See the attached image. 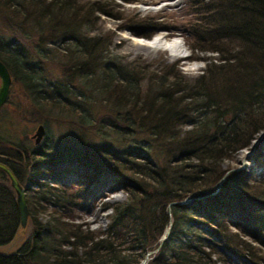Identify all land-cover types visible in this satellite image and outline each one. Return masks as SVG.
<instances>
[{
    "label": "trees",
    "instance_id": "trees-1",
    "mask_svg": "<svg viewBox=\"0 0 264 264\" xmlns=\"http://www.w3.org/2000/svg\"><path fill=\"white\" fill-rule=\"evenodd\" d=\"M198 2L206 15L192 29L196 45L225 54L189 79L173 66L155 74L109 59L101 35L75 32L69 18L59 25L49 11L71 8L70 0H0V59L13 77L0 110L18 84L45 126L34 148L0 137V161L26 186L31 223L16 251L0 253V264H141L166 225L144 264L228 263L229 253L264 262L255 246L264 245V169L253 177L222 166L264 131V0ZM50 53L62 61L64 78L43 72ZM49 117L66 120L71 135L62 138L64 126L57 138L49 134ZM263 148L254 162L264 168ZM120 185L126 199L103 202L111 209L105 227L74 221L75 207ZM49 205L55 209L41 220ZM19 227L15 192L0 169V245Z\"/></svg>",
    "mask_w": 264,
    "mask_h": 264
},
{
    "label": "rangeland",
    "instance_id": "rangeland-1",
    "mask_svg": "<svg viewBox=\"0 0 264 264\" xmlns=\"http://www.w3.org/2000/svg\"><path fill=\"white\" fill-rule=\"evenodd\" d=\"M198 1L199 0H70L72 5L71 8L67 7L66 10L64 9L65 11H60L57 7L51 6V10L49 9V11L54 16H58L56 18L59 20V25L66 26L69 24V21L78 28L79 31L75 32H87L89 34L97 33L101 35V37L108 42V50L110 52L108 56L109 59L121 61L125 64L129 63L135 70H137V67L142 68V66L145 65L148 66L146 67V71L148 70L155 74L161 72L163 68L166 73L168 67L173 66L174 70H177L179 73L181 72L184 77L191 79L192 77L195 78L197 75L205 73V68L210 62H218L221 54H225L224 51L218 52L206 46H204L206 48H200L196 45L197 42L194 41L192 36H195V34L192 33V31L194 32L192 29L198 27L199 24H204L206 15V13L202 11V7H199ZM24 6L25 4L23 7ZM101 8L103 11H101ZM104 8H107L108 12H106ZM0 10L4 12L3 8ZM1 11L0 26L2 27L0 30L4 31L3 14ZM42 17H40V21L48 26L46 18ZM66 18H69L68 21ZM5 20L7 19L5 18ZM157 21L161 23L165 22V24L162 23V28H154V26L151 25L153 22ZM140 24L145 25V27L140 28L138 26ZM137 31L140 33H147V35H138L135 33ZM87 33L84 35H87ZM159 34L165 37L161 43L148 44ZM27 41L28 37H25V39L21 41V44H25L29 47V42ZM174 41H177V45L180 46V52L174 51L173 48H167V45L174 43ZM231 43L235 44L233 41H230V44ZM48 58L49 59L43 61V72L46 75L64 78L61 73V69L63 68L62 61L58 58H54V53L53 57L50 53ZM232 69L235 70L233 67ZM16 86L17 88L15 90L17 92L13 93L11 100L0 110V137H2L6 143H15L17 145H26L29 148H34L43 139V134L38 141H35L34 136L38 124L43 123V121L38 119V115H36L32 109V100L25 94L24 89L18 84H16ZM97 110H99V108H97ZM66 123V120L49 117L46 124L47 129H49V134L57 138L58 130L64 126L65 129L62 131L63 133L61 132L63 134L62 138L66 135H71V129L66 126ZM66 129L68 130L66 131ZM261 135H263L262 132L249 141L246 146L236 148L235 151H232L230 156L222 160V166L241 168L246 172H250L253 177L259 176L264 169L263 164L261 161L254 162L253 159H255L254 155L256 150H261V146L264 144L263 140L259 138ZM61 143L62 141H60L59 144L61 145ZM32 155L35 157V153H32ZM34 157L30 159L31 165L33 161L37 159V157H35V159ZM65 166L67 167L68 164H65ZM231 168H227L226 171ZM50 172L51 170L44 171L43 174L44 176H49ZM43 174L41 176H43ZM68 176V182H72L73 187L78 184L75 174L71 173ZM102 192H104L102 196H96L100 193L98 192L90 201L87 199L84 205L74 208V221L82 222V228H92L96 231L97 229L105 227L110 221V216L107 214H110L111 209L108 208L107 210H103V202L113 204L116 201L125 200L127 196V193L121 188V185L119 187L116 186L114 190L107 189ZM54 209L53 205H49L46 209L48 210L47 212H39V218L44 220L48 217L47 213ZM29 222L25 227L18 228L15 234L16 241L12 245H8L9 243L3 244L4 247L10 246L9 250L16 248L29 234L31 228V223ZM231 228L235 229L233 225H231ZM255 246H258L262 253L264 252L263 244L256 242ZM157 247L158 245L154 246L152 251H155ZM151 256L152 255L149 254L147 258ZM232 256L233 261H229L228 263L219 262L218 264H233V262L237 264H264L261 260L254 262L251 261L250 258L238 261L233 254ZM147 260L149 259H146V261Z\"/></svg>",
    "mask_w": 264,
    "mask_h": 264
},
{
    "label": "water",
    "instance_id": "water-1",
    "mask_svg": "<svg viewBox=\"0 0 264 264\" xmlns=\"http://www.w3.org/2000/svg\"><path fill=\"white\" fill-rule=\"evenodd\" d=\"M11 83H12V77L10 71L7 65L0 59V106L7 100ZM44 130H45L44 125L42 123H39L34 135L36 141H38L41 138ZM0 169H2L6 173L10 185L15 192L16 203L20 214V227L23 228L29 222V208L26 202V186L22 185V183L18 180V178L12 171V169L2 161H0ZM186 200L187 199H183L181 200V202H185ZM167 232H168V228H166L163 238L166 236ZM15 241H16V235L13 237L11 241L8 242L9 243L8 245H12ZM19 245L12 250H9L10 246L4 247V245H0V253L1 254L13 253L18 249ZM146 259L147 256H145L142 259L141 264H143L146 261Z\"/></svg>",
    "mask_w": 264,
    "mask_h": 264
},
{
    "label": "bare ground",
    "instance_id": "bare-ground-1",
    "mask_svg": "<svg viewBox=\"0 0 264 264\" xmlns=\"http://www.w3.org/2000/svg\"><path fill=\"white\" fill-rule=\"evenodd\" d=\"M164 38H165L164 35L159 34V35L155 36L154 39H152L148 44H150V45L156 44V43L159 44V43H161L162 40H164ZM177 44H178L177 41H174V43L167 45V48H173L174 51L180 52L181 51L180 46H178Z\"/></svg>",
    "mask_w": 264,
    "mask_h": 264
}]
</instances>
